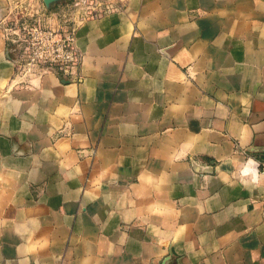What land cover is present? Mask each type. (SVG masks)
Instances as JSON below:
<instances>
[{
  "label": "crops",
  "instance_id": "crops-1",
  "mask_svg": "<svg viewBox=\"0 0 264 264\" xmlns=\"http://www.w3.org/2000/svg\"><path fill=\"white\" fill-rule=\"evenodd\" d=\"M8 14L0 264H264V0H123L78 80L19 74Z\"/></svg>",
  "mask_w": 264,
  "mask_h": 264
},
{
  "label": "rangeland",
  "instance_id": "rangeland-1",
  "mask_svg": "<svg viewBox=\"0 0 264 264\" xmlns=\"http://www.w3.org/2000/svg\"><path fill=\"white\" fill-rule=\"evenodd\" d=\"M75 1L78 0L67 2L59 0L54 2L56 4L47 6L43 0H7L9 14L5 26L18 63L26 65L30 53L26 51H30L33 45L43 46L45 43L50 48L51 44L57 45L72 37L73 46L81 55L80 63L74 73L79 75L82 54L75 44L76 30L87 18H84L85 7L82 4H75ZM44 67L43 63H37L25 66L17 72L24 77H39L45 70L60 74L58 70L60 68L56 65L45 67L46 69Z\"/></svg>",
  "mask_w": 264,
  "mask_h": 264
},
{
  "label": "built area",
  "instance_id": "built-area-1",
  "mask_svg": "<svg viewBox=\"0 0 264 264\" xmlns=\"http://www.w3.org/2000/svg\"><path fill=\"white\" fill-rule=\"evenodd\" d=\"M64 1L67 2L68 0ZM122 1L123 0H78L74 3L82 4L85 7V19H97L104 15L119 11L121 9ZM72 41V37H69L67 40L62 41L57 45L55 43L51 44L50 48H48L45 43L43 46L40 44L33 45L30 51H26V53L30 52L26 65H22V63H18L17 61L16 70L21 71L25 66L37 63H43L46 68L56 65L60 68L58 70L60 71L59 73L61 77L65 78L70 76L78 80L79 76L74 73L80 63L81 55L73 46ZM55 46L57 47L55 48ZM49 71L51 70H45L43 72L46 73Z\"/></svg>",
  "mask_w": 264,
  "mask_h": 264
},
{
  "label": "water",
  "instance_id": "water-1",
  "mask_svg": "<svg viewBox=\"0 0 264 264\" xmlns=\"http://www.w3.org/2000/svg\"><path fill=\"white\" fill-rule=\"evenodd\" d=\"M59 1V0H43V2L45 3V5L49 6L50 4Z\"/></svg>",
  "mask_w": 264,
  "mask_h": 264
}]
</instances>
